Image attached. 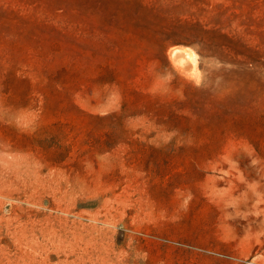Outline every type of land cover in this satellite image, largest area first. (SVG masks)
I'll return each instance as SVG.
<instances>
[{
    "label": "rangeland",
    "instance_id": "1",
    "mask_svg": "<svg viewBox=\"0 0 264 264\" xmlns=\"http://www.w3.org/2000/svg\"><path fill=\"white\" fill-rule=\"evenodd\" d=\"M0 264H264V0H0Z\"/></svg>",
    "mask_w": 264,
    "mask_h": 264
},
{
    "label": "bare ground",
    "instance_id": "2",
    "mask_svg": "<svg viewBox=\"0 0 264 264\" xmlns=\"http://www.w3.org/2000/svg\"><path fill=\"white\" fill-rule=\"evenodd\" d=\"M183 51H185V50H183ZM179 52L180 51H178V54H179ZM184 55H183L184 56V62H185V64H187L186 66H188V68L190 67V69H194V63H195L194 54L192 52H186Z\"/></svg>",
    "mask_w": 264,
    "mask_h": 264
},
{
    "label": "water",
    "instance_id": "3",
    "mask_svg": "<svg viewBox=\"0 0 264 264\" xmlns=\"http://www.w3.org/2000/svg\"><path fill=\"white\" fill-rule=\"evenodd\" d=\"M172 55H173L175 58L177 57V58H179V59H182V57L180 56L181 54H178V53L175 54V53H173ZM180 57H181V58H180Z\"/></svg>",
    "mask_w": 264,
    "mask_h": 264
},
{
    "label": "trees",
    "instance_id": "4",
    "mask_svg": "<svg viewBox=\"0 0 264 264\" xmlns=\"http://www.w3.org/2000/svg\"><path fill=\"white\" fill-rule=\"evenodd\" d=\"M253 62H255V61H253ZM252 64V63H251Z\"/></svg>",
    "mask_w": 264,
    "mask_h": 264
}]
</instances>
